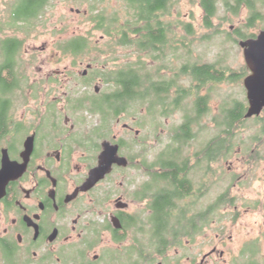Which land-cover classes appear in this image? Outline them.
<instances>
[{
	"label": "flooded vegetation",
	"instance_id": "af4514ba",
	"mask_svg": "<svg viewBox=\"0 0 264 264\" xmlns=\"http://www.w3.org/2000/svg\"><path fill=\"white\" fill-rule=\"evenodd\" d=\"M179 25L169 45L144 51L142 125L129 122L133 89L123 86L134 72L107 78L91 62L79 74L82 55L61 47L50 62L70 65L29 86L17 60L22 40L2 41L19 49L0 60V264H264V193L244 196L264 164V109L246 118L244 57L245 100L214 94L236 73L183 60L194 42L180 39ZM199 26L211 35L213 24ZM239 35L238 46L258 34ZM20 93L54 97L17 106ZM85 97L102 100V110L77 103ZM250 122L257 134L238 135Z\"/></svg>",
	"mask_w": 264,
	"mask_h": 264
},
{
	"label": "rangeland",
	"instance_id": "374dc122",
	"mask_svg": "<svg viewBox=\"0 0 264 264\" xmlns=\"http://www.w3.org/2000/svg\"><path fill=\"white\" fill-rule=\"evenodd\" d=\"M18 1L0 0V60L6 52V49L1 46L3 40L8 37H17L22 40V48L18 53L17 60L25 65L23 72L28 77L29 86L36 84V86L44 87L46 82H51L54 78L55 70H62L63 66L70 65L72 58L68 57L67 61L63 59L58 62H50V57L51 55H63L61 47L65 48L69 41L75 38H84L88 44L87 49L83 52L77 54H72L70 51L65 52L67 55H82L84 64L79 69V74L85 69L86 64L91 62L95 66L93 71H104L102 76L107 78L112 76L113 71H126L130 68L140 69L141 67L146 69V60H144L146 58L143 54H139L136 47L120 45L119 38L115 34L106 35L102 29L98 28L95 18L98 14L106 18L105 27L115 28L127 25L129 13L124 0H49L37 18L23 21L19 26L12 18L14 6ZM257 1V10L263 16L262 19L254 23L253 27H247L248 12L245 9L238 15H232L219 7L217 15L212 21L213 27L209 36H206L208 32L199 26L203 24V13L198 0H174L170 13L162 18L165 24L174 28H177V24H180L181 27L194 25L192 26L194 30L192 37L184 38L186 35L182 28V33L179 34L180 39H191L194 42L189 46L192 53L187 51L178 53L183 60L218 61L222 66L236 73L235 80L228 84L225 83L223 90L221 88L214 90V94H222L229 103L245 100L242 78L238 79L240 71L244 67L242 50L239 48L238 42L234 40L236 32L246 36L257 35L263 31L264 0ZM114 17L117 18L116 24L111 22L113 19L115 20ZM171 35V38H178L176 35L173 36V33ZM201 40L203 42H200ZM42 48L44 49L41 50ZM47 61L51 66H47ZM36 95V99H33L30 93H20L19 100L15 103L20 106L25 102L32 107L36 103L51 102L54 97L52 95L47 99L43 93ZM55 96H61V94ZM87 101L91 102L96 109L102 110V100L97 98L85 97L77 100V103L82 105ZM218 102L219 99L215 98V106H219ZM31 107L27 110H32ZM142 107L141 101L134 103L131 112H129V122L134 116L138 119L136 125L150 121L148 117H142ZM20 108L17 111L18 116L26 110L24 105ZM262 118L264 119V114H262ZM251 127H253L251 122L245 123L241 128H237V134L241 136L257 134L258 126ZM256 173L259 174L257 179L244 187V196L247 199L263 197L264 164ZM251 218L258 221L253 216ZM253 253L256 255L255 252ZM25 258L29 259L28 256Z\"/></svg>",
	"mask_w": 264,
	"mask_h": 264
},
{
	"label": "trees",
	"instance_id": "16d2710c",
	"mask_svg": "<svg viewBox=\"0 0 264 264\" xmlns=\"http://www.w3.org/2000/svg\"><path fill=\"white\" fill-rule=\"evenodd\" d=\"M49 0H19L14 6L12 18L14 22H23L26 20L37 18L43 8L46 6ZM129 13V20L125 27H111L106 26L104 23L107 21L101 14L95 18L98 23V28L102 29L106 35H113L119 38V44L128 47H136L139 54H143L148 47L154 49L160 44L161 40H164V45H169L168 39L174 40L175 37L169 38L168 34L175 31V28L165 24L162 18L170 13V9L174 5V0H124ZM257 0H198V4L203 13V23L207 26H212V21L217 15L219 7L225 12H229L232 15H238L243 9L248 12L247 27H253L258 19H262V14L257 10ZM116 17V16H115ZM114 17V18H115ZM261 17V18H260ZM111 22L116 24L117 18ZM188 35L184 38L192 37L193 29L189 26L182 27ZM242 34L238 37L240 38ZM188 40V39H184ZM237 40V39H235ZM13 40L1 43L2 48L6 49L4 55L9 57L17 53L19 47L14 45ZM5 43V45H4ZM88 44L84 41V38H75L69 41L68 46L64 48L65 52L70 51L72 54L83 52L87 49ZM4 68V65L3 67ZM1 68V69H2ZM143 67L140 69H129V72H134V75L125 78L123 86H128L133 89L129 93V100H133L134 103L140 101L142 97L143 76L138 72H142ZM199 72H205V68L198 69ZM233 75L231 79L234 77ZM121 79V78H119ZM130 89V88H129ZM241 111L240 108H236L235 115ZM233 116V111H231ZM241 115V114H239ZM231 116V117H232ZM234 117V116H233ZM238 117V116H237ZM236 117V118H237ZM241 116H239L240 118Z\"/></svg>",
	"mask_w": 264,
	"mask_h": 264
},
{
	"label": "water",
	"instance_id": "95a60500",
	"mask_svg": "<svg viewBox=\"0 0 264 264\" xmlns=\"http://www.w3.org/2000/svg\"><path fill=\"white\" fill-rule=\"evenodd\" d=\"M243 57L250 74L244 80L246 97L249 103L246 118L257 116L264 109V31L255 39L241 41ZM102 163L110 166L115 161L108 151L101 156Z\"/></svg>",
	"mask_w": 264,
	"mask_h": 264
}]
</instances>
